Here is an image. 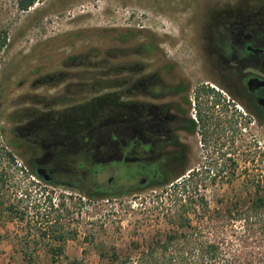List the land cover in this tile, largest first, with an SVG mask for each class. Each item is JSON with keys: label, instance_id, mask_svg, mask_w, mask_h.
Returning <instances> with one entry per match:
<instances>
[{"label": "flooded vegetation", "instance_id": "af4514ba", "mask_svg": "<svg viewBox=\"0 0 264 264\" xmlns=\"http://www.w3.org/2000/svg\"><path fill=\"white\" fill-rule=\"evenodd\" d=\"M164 1L188 11L177 24L190 70L155 32L120 27L100 50L23 83L13 113L8 17L0 22V134L41 183L117 197L162 188L192 165L208 173L201 165L217 158L203 94L227 99L240 127L264 131V0Z\"/></svg>", "mask_w": 264, "mask_h": 264}, {"label": "rangeland", "instance_id": "374dc122", "mask_svg": "<svg viewBox=\"0 0 264 264\" xmlns=\"http://www.w3.org/2000/svg\"><path fill=\"white\" fill-rule=\"evenodd\" d=\"M187 13L164 0H36L26 11L19 0H0V22L7 17L9 22L12 113L27 90L26 82L63 69L72 57L100 50L120 27L155 32L169 43V57L190 70L192 52L180 47L185 43L178 26ZM201 96L203 110L212 118L209 150L217 158L201 165L210 171L196 176L198 165H192L189 175L171 180V185L139 194L91 200L45 185L0 134V264H69L74 259L84 264H140L154 239L163 240L172 226L163 217H148L157 196L186 184L206 198L211 210H224L230 202L247 206L250 198L264 194V131L240 127L227 99ZM201 135L199 131V139ZM205 147L204 141L203 146L198 143L199 151ZM59 235L63 239L58 240Z\"/></svg>", "mask_w": 264, "mask_h": 264}, {"label": "trees", "instance_id": "16d2710c", "mask_svg": "<svg viewBox=\"0 0 264 264\" xmlns=\"http://www.w3.org/2000/svg\"><path fill=\"white\" fill-rule=\"evenodd\" d=\"M35 2L19 0V7L26 11ZM9 158L14 161L12 154ZM171 184L169 181L164 187ZM107 197L88 198L102 200ZM153 203L148 217L156 221L163 217L172 226L163 240L154 239L140 264H264V194L250 198L247 206L235 201L224 210H211L204 196L191 192L183 184L167 196H157ZM56 238L60 240L63 236ZM55 253L60 255L62 249ZM100 255L101 258L106 256L103 252ZM130 261L123 263L132 264ZM69 264L84 263L74 259Z\"/></svg>", "mask_w": 264, "mask_h": 264}]
</instances>
